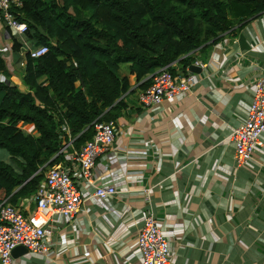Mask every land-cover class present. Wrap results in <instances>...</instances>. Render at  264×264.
<instances>
[{
    "label": "crops",
    "instance_id": "1",
    "mask_svg": "<svg viewBox=\"0 0 264 264\" xmlns=\"http://www.w3.org/2000/svg\"><path fill=\"white\" fill-rule=\"evenodd\" d=\"M30 47L26 34L0 21V54L23 90ZM194 56L207 65L194 73L190 92L150 108L139 95L154 73L137 81L131 64H120L118 73L128 77L130 88L121 97L115 142L96 163V182L118 192L103 200L82 184L81 212L71 219L57 215L47 228L49 252L28 250L13 256V264H142L138 232L149 205L172 264H264V133L253 158L240 167L230 139L247 117L255 77L264 73V12ZM171 66L182 72L180 61ZM0 80L9 81L1 72ZM19 127L36 133L33 124ZM33 196L19 200L24 212L34 208Z\"/></svg>",
    "mask_w": 264,
    "mask_h": 264
},
{
    "label": "trees",
    "instance_id": "2",
    "mask_svg": "<svg viewBox=\"0 0 264 264\" xmlns=\"http://www.w3.org/2000/svg\"><path fill=\"white\" fill-rule=\"evenodd\" d=\"M22 1L14 12L28 24L26 35L49 51L38 58L26 53V90L13 83L0 54L9 80H0V148L10 154V161L0 159V204L32 197L48 166L65 159L58 152L70 139V151H78L97 123L118 120L130 88L118 73L121 63L131 64L137 81L166 66L177 74L171 66L177 60L186 73L196 50L264 12V0ZM20 45L15 39L14 50ZM151 82L152 76L144 89Z\"/></svg>",
    "mask_w": 264,
    "mask_h": 264
},
{
    "label": "built area",
    "instance_id": "3",
    "mask_svg": "<svg viewBox=\"0 0 264 264\" xmlns=\"http://www.w3.org/2000/svg\"><path fill=\"white\" fill-rule=\"evenodd\" d=\"M22 6V0H0L1 23L20 35L28 31V24L19 20L14 12ZM27 51L32 58H38L44 56L49 47H30ZM194 64L200 67L207 65L202 61ZM196 80V75L189 68L186 73L173 74L168 66L163 67L153 74L151 84L140 93L139 102L144 108H150L161 104L164 99H176L189 93ZM253 84L254 96L247 117L230 134L235 145L238 167L253 158L264 133L263 72L255 77ZM120 125L119 120L115 119L97 123L93 139L78 151H70L73 147V139H70L58 152L65 159L46 169L45 179L35 193V206L32 210L24 212L20 206L8 200L0 204V264H13V251L20 245L31 252L47 254L50 246L46 241V231L54 218L60 215L71 219L81 212L86 201L81 191L82 184L93 186L92 196L103 200L118 192L113 185L96 182V163L102 153L112 148ZM144 191L146 199L150 201V188ZM138 247L142 254V264H172L169 242L150 205L138 232Z\"/></svg>",
    "mask_w": 264,
    "mask_h": 264
},
{
    "label": "water",
    "instance_id": "4",
    "mask_svg": "<svg viewBox=\"0 0 264 264\" xmlns=\"http://www.w3.org/2000/svg\"><path fill=\"white\" fill-rule=\"evenodd\" d=\"M189 70L192 73H199V72L202 71V68L200 66L196 65V64H193V65L190 66ZM27 251H28V249L25 246L20 245V246H18V247H16L14 249L13 256H15V255H17L19 253H22V252H27Z\"/></svg>",
    "mask_w": 264,
    "mask_h": 264
},
{
    "label": "rangeland",
    "instance_id": "5",
    "mask_svg": "<svg viewBox=\"0 0 264 264\" xmlns=\"http://www.w3.org/2000/svg\"><path fill=\"white\" fill-rule=\"evenodd\" d=\"M25 56H26V54H25ZM9 157H10V154L8 153V151L5 150V149L0 148V159L7 160V159H9ZM34 196H35V194H34Z\"/></svg>",
    "mask_w": 264,
    "mask_h": 264
}]
</instances>
